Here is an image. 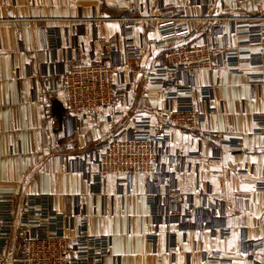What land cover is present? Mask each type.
Wrapping results in <instances>:
<instances>
[{
    "label": "crops",
    "instance_id": "1",
    "mask_svg": "<svg viewBox=\"0 0 264 264\" xmlns=\"http://www.w3.org/2000/svg\"><path fill=\"white\" fill-rule=\"evenodd\" d=\"M173 12L193 19L189 29L195 36L183 46L201 45L206 33L213 32L222 47L242 49L246 38L235 35L234 21L223 19L263 15L264 0H0V196L14 194L19 208L27 195L50 196L54 208L68 215L79 204L94 233L111 236L106 264H218L211 261L217 255L234 264H253L245 255L249 241L264 239V190L257 189L264 179V135H254L255 117L264 116V94L251 85L250 78L259 70L243 60L240 72H232L224 58H218L219 69L194 78L199 88L216 85L210 106L219 113L208 119L205 129L219 133L222 141L240 140L243 149L242 154L237 153L198 133H172L174 151L186 160V170L173 168L181 200L196 208L193 229L188 232L183 231L186 224L180 220L154 225L145 200L136 199L149 192L146 178L137 176L131 187L121 188L110 177L106 196L100 197L91 194L83 174L86 152L99 145L104 135L126 128L138 118H159L157 112L164 101L159 90L137 77L126 108L85 119H68L58 100L46 101L41 95L47 88L46 78L64 73L69 61L97 60L103 40L118 37L122 50L120 17L158 19ZM52 28L60 36L61 47L50 53L45 34ZM135 28L134 42L144 51L143 65L150 67L163 54L155 49L157 23L140 21ZM110 116L112 125L107 124ZM50 122L60 139V146L54 149ZM217 156L223 161H215ZM246 169L251 174H238ZM208 190L214 200L231 203L240 197L252 205L247 214L226 210L229 237L218 229L223 224L220 215L210 216L202 210ZM156 230L159 235L152 246L147 236ZM168 232L177 237L175 253L168 249ZM11 245L8 258H16L19 240ZM255 259L264 264V250Z\"/></svg>",
    "mask_w": 264,
    "mask_h": 264
},
{
    "label": "built area",
    "instance_id": "2",
    "mask_svg": "<svg viewBox=\"0 0 264 264\" xmlns=\"http://www.w3.org/2000/svg\"><path fill=\"white\" fill-rule=\"evenodd\" d=\"M154 20L157 23L159 40L155 49L162 51V58L150 67L143 65L144 51L134 42V30L140 21ZM236 23L235 35L246 40L239 47H222L216 42L213 32L206 33L201 45L183 46L195 36L189 29L193 19L183 13H171L158 19L145 17H120L124 47L121 50L118 37L103 42L102 53L97 60L84 63L71 60L61 75L46 78L47 88L42 95L46 101L58 100L69 119L94 118L100 113L126 108L134 90L136 78L142 77L149 87L156 88L164 97L163 107L157 112L159 118L148 116L138 118L117 132L104 135L100 144L86 152L83 174L95 196H106L108 179L116 178L121 188L131 187L137 176L149 182L146 196L138 194V201L145 200L154 225L180 220L191 231L196 208L192 203L182 202V192L177 184L174 167L186 170L184 155L173 149L172 133L183 135L199 134L204 138L216 139L220 144L231 146L242 154V142L238 139L222 141L219 133L205 129L204 125L213 115L219 113L211 107L216 85L199 88L194 78L202 73L219 69L215 60L224 58L232 72L239 73L246 60L258 74L251 75V85L264 94V14L257 17L223 21ZM47 49L51 53L61 47L60 36L55 28L46 31ZM253 48H258L253 52ZM77 49V46L74 47ZM202 104L203 108H199ZM122 114V112L120 113ZM113 116V115H112ZM113 118L107 121L112 125ZM257 130L254 135H264V116H256ZM50 146H60V139L54 124L48 125ZM198 157V155H190ZM215 161L222 162L219 156ZM190 170V169H189ZM250 171L240 170L246 176ZM264 190V179L257 184ZM202 210L210 216L220 215L223 222L218 229L223 237L230 236L225 222L226 210L240 214L250 213L252 205L248 199L236 197L231 203L213 199L208 190L203 195ZM206 213V214H207ZM158 230L147 236L150 245L157 242ZM19 240L20 250L16 258H8L12 242ZM168 249L177 250V237L168 232ZM111 236L95 234L89 216L78 204L72 215L54 208L50 196L27 195L19 208L14 194L0 196V264H106L112 249ZM246 252L248 260L257 264L256 254L264 250V239L249 241ZM211 261L218 264H234L221 255Z\"/></svg>",
    "mask_w": 264,
    "mask_h": 264
},
{
    "label": "water",
    "instance_id": "3",
    "mask_svg": "<svg viewBox=\"0 0 264 264\" xmlns=\"http://www.w3.org/2000/svg\"><path fill=\"white\" fill-rule=\"evenodd\" d=\"M55 103H56V101H55ZM57 104V103H56ZM58 105V104H57ZM59 115V114H58Z\"/></svg>",
    "mask_w": 264,
    "mask_h": 264
},
{
    "label": "rangeland",
    "instance_id": "4",
    "mask_svg": "<svg viewBox=\"0 0 264 264\" xmlns=\"http://www.w3.org/2000/svg\"><path fill=\"white\" fill-rule=\"evenodd\" d=\"M151 99V98H150Z\"/></svg>",
    "mask_w": 264,
    "mask_h": 264
}]
</instances>
